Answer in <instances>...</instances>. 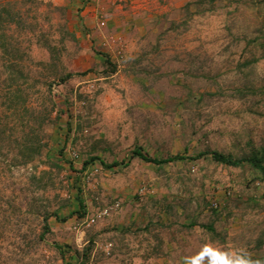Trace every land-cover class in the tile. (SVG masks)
I'll return each instance as SVG.
<instances>
[{
    "label": "rangeland",
    "instance_id": "obj_1",
    "mask_svg": "<svg viewBox=\"0 0 264 264\" xmlns=\"http://www.w3.org/2000/svg\"><path fill=\"white\" fill-rule=\"evenodd\" d=\"M262 1L0 0L20 13L6 32L38 79L30 103L53 109L39 158L0 153V264H79L66 249L90 240L86 264H264V180L248 166L130 157L264 148Z\"/></svg>",
    "mask_w": 264,
    "mask_h": 264
},
{
    "label": "trees",
    "instance_id": "obj_2",
    "mask_svg": "<svg viewBox=\"0 0 264 264\" xmlns=\"http://www.w3.org/2000/svg\"><path fill=\"white\" fill-rule=\"evenodd\" d=\"M262 4L264 6V0ZM19 14L18 11L16 12L13 10L8 2L5 5H0V59H3L0 69V153L5 157L11 154L10 163L13 166L27 165L42 155L43 148L45 147V145H43V126L48 125L50 112L53 110L47 108L43 109V101L40 107H34L32 103H30L27 90L29 87H33L34 84H37L38 79H33L31 84L27 83L28 74L23 71L20 63L24 57L27 56V52L21 47L20 43L6 32L10 24H19ZM261 23L264 25V19H262ZM259 36L264 37L263 28L260 29ZM44 45L50 54V58L52 60H57L58 56L55 47L49 45L47 42L44 43ZM100 54L104 57V63L111 66L110 72H114L115 68L108 54ZM110 72H106L105 74L108 75ZM70 76L71 74L67 73L61 77L60 80L64 81ZM50 87L49 85L48 90H50ZM2 149H5L4 153L1 152ZM130 157H137L143 162L159 167L178 161L195 162L206 158L228 168H241L246 165L256 174L255 178L261 181L264 180V148L251 150L249 153L239 156L217 150H202L195 154H174L158 158L147 154L142 148L137 147L131 151ZM95 159L99 160L103 169L126 166L128 164L124 159L106 163L98 157L90 158L91 161ZM46 160L48 161L49 159L47 158ZM49 162L57 166L56 163L52 161ZM10 163L5 165L8 170L10 168ZM87 165L88 161H83L80 170H84ZM31 178H34V174H32ZM77 200L80 209L75 212L77 215L82 216L84 214V204L80 196H77ZM193 225L194 222H190L186 227ZM199 226L210 234L211 240L214 241L216 237H219V233L215 231L212 222L199 224ZM43 228L47 230L46 224H44ZM147 228L148 225L144 227V230ZM122 231L126 232L129 231V229L123 228ZM158 243L156 245L157 249L160 247ZM55 247L60 251L62 257L67 251L79 264H86L90 258L93 242L92 240L88 241L80 251L70 248L63 251L60 246L55 245Z\"/></svg>",
    "mask_w": 264,
    "mask_h": 264
},
{
    "label": "built area",
    "instance_id": "obj_3",
    "mask_svg": "<svg viewBox=\"0 0 264 264\" xmlns=\"http://www.w3.org/2000/svg\"><path fill=\"white\" fill-rule=\"evenodd\" d=\"M116 208L118 207V203L116 204H113L112 206H107V207H104L102 208L96 215V218H101V217H104V216H107L109 213H110V210H112V208ZM94 219H92L91 221H93Z\"/></svg>",
    "mask_w": 264,
    "mask_h": 264
}]
</instances>
